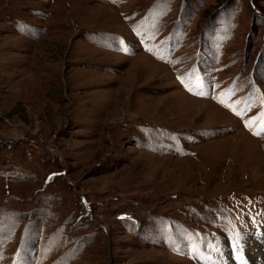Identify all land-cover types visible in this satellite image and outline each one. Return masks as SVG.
<instances>
[{
  "label": "rangeland",
  "instance_id": "374dc122",
  "mask_svg": "<svg viewBox=\"0 0 264 264\" xmlns=\"http://www.w3.org/2000/svg\"><path fill=\"white\" fill-rule=\"evenodd\" d=\"M261 113L264 0H0V264L262 262Z\"/></svg>",
  "mask_w": 264,
  "mask_h": 264
},
{
  "label": "snow or ice",
  "instance_id": "6c2138e0",
  "mask_svg": "<svg viewBox=\"0 0 264 264\" xmlns=\"http://www.w3.org/2000/svg\"><path fill=\"white\" fill-rule=\"evenodd\" d=\"M182 82H183V81H182ZM189 90L191 91V89H189ZM199 94L203 95L202 92L199 93ZM220 102L223 103V101H220ZM226 106L231 107V105H226ZM232 110H233V111H236L235 108H232ZM245 110H246V109H245ZM237 114H240V113L237 112ZM258 119H259V122H260V124H261L262 129H264V113H261V114H260V117H259ZM246 126H249V125L246 123ZM255 134L259 135L260 132H256ZM54 175H55V174H54Z\"/></svg>",
  "mask_w": 264,
  "mask_h": 264
}]
</instances>
